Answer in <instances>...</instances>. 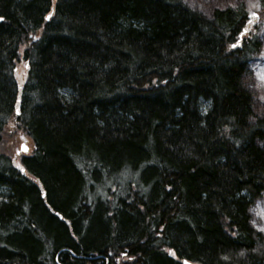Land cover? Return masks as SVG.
<instances>
[{"label":"trees","instance_id":"16d2710c","mask_svg":"<svg viewBox=\"0 0 264 264\" xmlns=\"http://www.w3.org/2000/svg\"><path fill=\"white\" fill-rule=\"evenodd\" d=\"M0 17V264H264L247 85L264 0H0ZM19 133L31 152L6 145Z\"/></svg>","mask_w":264,"mask_h":264},{"label":"rangeland","instance_id":"374dc122","mask_svg":"<svg viewBox=\"0 0 264 264\" xmlns=\"http://www.w3.org/2000/svg\"><path fill=\"white\" fill-rule=\"evenodd\" d=\"M191 8L200 10L205 14L211 13L215 7H220L229 3H236L238 0H184ZM247 85L254 92L257 102L264 101V52L258 57L251 60L247 71ZM257 93V94H256ZM23 133L15 135L14 138H9L6 145L9 149L20 155L29 153L32 150L31 142L22 140ZM6 140V139H5ZM11 141V142H10ZM24 143L27 147L25 152H21L20 145ZM251 216V225L255 230L264 235V198L257 201L249 210Z\"/></svg>","mask_w":264,"mask_h":264},{"label":"snow or ice","instance_id":"6c2138e0","mask_svg":"<svg viewBox=\"0 0 264 264\" xmlns=\"http://www.w3.org/2000/svg\"><path fill=\"white\" fill-rule=\"evenodd\" d=\"M50 15H51V13L49 14V16H50ZM251 15L255 16L256 13L253 12V13H251ZM48 18H49V17H45V19H48ZM2 19H3V17H0V20H2ZM244 32H247V28L244 29ZM242 35H243V33H242ZM237 44H239V41H237L236 44L231 45V47L235 48V47L237 46ZM17 111H19V110H17ZM26 150H27V148L25 147V151H26ZM185 264H187V261L185 262Z\"/></svg>","mask_w":264,"mask_h":264},{"label":"water","instance_id":"95a60500","mask_svg":"<svg viewBox=\"0 0 264 264\" xmlns=\"http://www.w3.org/2000/svg\"><path fill=\"white\" fill-rule=\"evenodd\" d=\"M25 147H26V145L24 144V143H21V145H20V150L22 151V152H25ZM27 148V147H26Z\"/></svg>","mask_w":264,"mask_h":264}]
</instances>
